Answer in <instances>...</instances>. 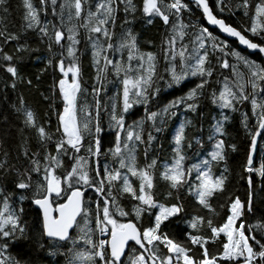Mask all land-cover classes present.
Instances as JSON below:
<instances>
[{
  "label": "snow or ice",
  "instance_id": "snow-or-ice-1",
  "mask_svg": "<svg viewBox=\"0 0 264 264\" xmlns=\"http://www.w3.org/2000/svg\"><path fill=\"white\" fill-rule=\"evenodd\" d=\"M7 3L0 0V12H8ZM39 4L23 0L24 32H35L44 45V54L34 57L44 65L36 80L52 70L50 94L41 92L40 102L53 109L58 97L62 111L55 112L53 125L18 95L14 108L22 121L21 134L30 130L36 146L25 142L22 163L20 157L13 163L7 151L0 156V264H25L40 242L37 230L22 220L26 200L42 217L40 236L63 242L48 254L62 255L64 264H264V223L255 220L253 207L255 175L264 181V162L256 167L254 161L258 142L264 144V59L253 58H264V0H215L211 6L209 0H194L202 18L242 48L195 23L190 0ZM226 10L230 16L240 12L242 22H226ZM138 11L146 24L159 21L163 29V75L158 54L142 51L138 35L124 27ZM41 13H51L54 21H42ZM21 40L19 32L0 30L5 76L0 89L5 95L18 84L33 86L24 62L41 49ZM82 42L91 48L95 69L90 90L84 86L78 55ZM109 84L114 94L104 103L101 97L108 94ZM205 94L221 110L207 133L198 127L200 134L193 135L188 131L193 121L185 119L169 134L170 152L150 156L168 121L181 112L196 114ZM244 104L250 110L241 112V123L250 139L238 143L226 139V124L228 113ZM240 153L243 159L235 157L230 168L229 158ZM177 223L187 227L173 232ZM10 248L19 249V259ZM27 264H37L35 257Z\"/></svg>",
  "mask_w": 264,
  "mask_h": 264
},
{
  "label": "trees",
  "instance_id": "trees-1",
  "mask_svg": "<svg viewBox=\"0 0 264 264\" xmlns=\"http://www.w3.org/2000/svg\"><path fill=\"white\" fill-rule=\"evenodd\" d=\"M33 4L36 7H40L39 0H32ZM94 2V0H93ZM137 5H140L141 0H134ZM232 4H235L237 0H231ZM210 6L215 3V0H209ZM193 8V16L192 19L197 24H202L203 26L207 27L205 24L204 18H202L201 10L196 9L195 4H190ZM8 12L5 14L0 12V17H3V23H0V30L6 28L9 32H19L22 34L23 43L25 40L27 43L32 45L33 47H39L41 49L40 53H33V58L31 60H26L24 63L27 65L25 71L29 77L33 80V86L31 89L27 88L25 85L18 84L17 89L13 91L12 89H7L6 95L4 94L3 90L0 89V145H3L0 148V156L3 155L5 151L10 154V158L12 159L13 163H16V157L21 158V163L23 162V151L25 142L32 147L35 148V137L34 134L30 133V130L25 129L24 134H21L20 129L23 127L21 119L18 118L17 114L15 113L14 105L18 103V95H23L26 103L31 106L32 108L37 110L38 116L42 117L45 121L50 117L51 123L55 125L56 123V111H62V101L57 97L55 100L54 108L49 109L46 104L40 102V93L43 92L45 94H50V85L52 84L53 76L52 70L49 69L48 72H45L39 81L36 80L35 74L42 68L44 65L42 62L37 61L34 57L37 55H43V48L44 45L39 42V37L35 32L27 31L24 32V25L25 20L23 19L25 14V7L23 5V0H8L7 3ZM122 7V6H121ZM214 10V14H215ZM222 15L227 16L226 22H231L234 25H239L242 21L239 19L240 12H237L235 16H230L228 11L226 10L225 13ZM123 12L118 15L117 18V28L116 32L117 35L121 32L120 25L123 23L122 20ZM141 13L138 11L136 13V19L131 25H125L124 27H131L134 33L138 35L139 42L141 44L142 51H152L158 54V58H160V63L158 66L159 74H164V62L162 60V53L160 52V40L161 36L163 35V29L160 27L159 21L154 24H146L143 19L140 18ZM188 14H185V19L187 20ZM47 19L48 21H54V17L49 13L47 17H44L43 13H41V20ZM141 23V24H140ZM211 30V29H209ZM214 34L224 39L218 31L211 30ZM150 43H149V42ZM228 41V40H227ZM232 45L238 46L236 41H228ZM13 43H16L15 41ZM82 45V46H81ZM79 47L81 52L78 53L80 55L81 61V68H82V77L84 86L89 88L94 82L93 78L95 76V69L92 66V58H91V48L85 47L84 43L82 42ZM11 45H8L5 48V51ZM239 47V46H238ZM253 58L257 59L258 62L262 58L256 57L253 55ZM85 60V61H84ZM87 63V64H86ZM217 72H219V68H217ZM5 78L3 69H0V80ZM109 79H112L111 75H109ZM162 89L164 88L163 82H161ZM168 91H163V95H167ZM113 86L111 84L108 85V94L103 95L101 97L102 102L110 103L109 96L113 95ZM86 101L89 105L92 103V97L88 95L86 97ZM48 103H52L49 101ZM154 105H149V107H153ZM250 105L244 104L239 111L235 113H228L230 116V121L226 124V131L229 133L226 139L234 140L238 143H247L250 139L246 129L244 128L243 124L241 123V112L249 111ZM138 116H142V109H136ZM220 109L216 108L210 101V98L207 94H205L204 98L200 101V108L198 109L196 114L181 112L177 117L170 119L166 125V130L163 133L158 134L159 138L158 141L154 143L152 149H150L149 155L150 156H157L158 158H162L164 155L170 152L171 148V140L169 134L172 132L173 128L177 123L183 122L185 119L192 120L193 124L189 127L188 131L193 135H199L200 133L197 132L198 127H203L205 130V134L209 129L210 125L215 122V118H219ZM47 113V116L45 115ZM108 117L106 114L102 113V123L107 127ZM255 122V118L249 119L248 123L252 126ZM161 145L163 147H161ZM207 147V145H206ZM107 151V149H105ZM239 157V160L243 159V154H232V157L228 160V165L231 168L234 163V158ZM102 160H107L110 162L109 157H102ZM143 155L142 153L139 154V162L143 163ZM238 162V161H237ZM264 162V144H260V148L258 151L257 159L255 161V166L259 167V164ZM134 179V178H133ZM254 198H253V207H254V215L255 220L264 223V220L261 218V213L264 212V206H262V201H264V181L258 175L254 177ZM161 184L164 182L161 181ZM0 186H3L0 184ZM241 193H243V188H241ZM86 196L91 195V193H86ZM24 206L26 209V215L22 218V220L28 225L29 229H36L35 235L39 238L40 242L35 245V252L32 253V256H29L25 260V264L33 257H35L37 264H47V260H52L53 264L57 260L64 264V257L61 256H49V252L55 250L56 245L58 242L48 240L46 237H41L39 229L42 228L41 224V215L38 213L36 206L32 205L29 201H24ZM175 219V218H174ZM186 223H177L173 226V232H177L178 229L186 228ZM76 231V230H75ZM74 231V232H75ZM189 231H192L189 229ZM41 244L44 245L41 248ZM210 251H214L216 246L213 245L211 242L208 245ZM31 251V248L27 249ZM60 251H65L64 248H60ZM9 252L12 253L15 259L20 258L19 249L13 250L12 248L9 249ZM51 258V259H50Z\"/></svg>",
  "mask_w": 264,
  "mask_h": 264
},
{
  "label": "water",
  "instance_id": "water-1",
  "mask_svg": "<svg viewBox=\"0 0 264 264\" xmlns=\"http://www.w3.org/2000/svg\"><path fill=\"white\" fill-rule=\"evenodd\" d=\"M190 4H194V0H190ZM204 21H205V24L207 25V27H208L209 29L214 30V31H218V32L220 33V35H221L224 39H226V40H228V41H236L235 38L226 37L225 34H223L222 32H220L218 28H216V27L213 26V25L208 24L206 18H204ZM236 42H237V41H236ZM237 44H238V42H237ZM238 46H239V45H238ZM239 47L242 48L243 46H239ZM253 55H255V54H253ZM262 59H264V58H262ZM259 145H260V143L258 142V151H259ZM257 154H258V152H257ZM257 154H256V156L254 157V161H256ZM62 243H63V242H62Z\"/></svg>",
  "mask_w": 264,
  "mask_h": 264
},
{
  "label": "rangeland",
  "instance_id": "rangeland-1",
  "mask_svg": "<svg viewBox=\"0 0 264 264\" xmlns=\"http://www.w3.org/2000/svg\"><path fill=\"white\" fill-rule=\"evenodd\" d=\"M210 31H211V30H210ZM178 124H179V123H177V124L175 125V127L178 126Z\"/></svg>",
  "mask_w": 264,
  "mask_h": 264
},
{
  "label": "bare ground",
  "instance_id": "bare-ground-1",
  "mask_svg": "<svg viewBox=\"0 0 264 264\" xmlns=\"http://www.w3.org/2000/svg\"><path fill=\"white\" fill-rule=\"evenodd\" d=\"M141 24V23H140ZM149 42V41H148ZM141 45V44H140ZM82 46V45H81ZM85 61V60H84ZM87 64V63H86ZM51 259V258H50Z\"/></svg>",
  "mask_w": 264,
  "mask_h": 264
}]
</instances>
